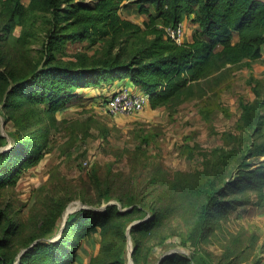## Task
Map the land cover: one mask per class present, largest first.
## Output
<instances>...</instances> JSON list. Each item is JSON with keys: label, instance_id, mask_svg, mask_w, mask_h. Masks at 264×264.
<instances>
[{"label": "rangeland", "instance_id": "374dc122", "mask_svg": "<svg viewBox=\"0 0 264 264\" xmlns=\"http://www.w3.org/2000/svg\"><path fill=\"white\" fill-rule=\"evenodd\" d=\"M3 6L0 0V150L10 148L17 133L39 135L45 143L40 163L0 187V236L11 224L10 251L22 249L32 235L59 238L70 206L104 211L115 203L119 211L138 208L114 215L105 230L80 240L73 264L107 263L122 256V250L125 264H135L130 255L135 235L141 264H160L182 251L191 260L178 264H264V185L230 191L222 199L239 197L247 203L222 207L204 235L190 238L206 198L200 191L205 183L211 179L222 187L246 168L243 162L258 159L248 153L252 128L242 117V103L264 99V51L250 65L220 62L179 98L157 108L147 105L137 114L107 113L112 96L100 88L85 90L57 113L38 104L5 108L6 89L13 82L8 73L22 78L49 55L51 15L40 13L26 28L17 24L8 34L9 15ZM121 15L145 29L147 15L136 9H124ZM184 23L187 41L196 24L190 19ZM150 39L152 35L142 32L94 44L67 41L53 54L60 63L94 65L119 52L128 60ZM157 215L152 232L131 231ZM140 219L145 220L130 227ZM183 236L188 238L185 247Z\"/></svg>", "mask_w": 264, "mask_h": 264}, {"label": "trees", "instance_id": "16d2710c", "mask_svg": "<svg viewBox=\"0 0 264 264\" xmlns=\"http://www.w3.org/2000/svg\"><path fill=\"white\" fill-rule=\"evenodd\" d=\"M2 4L9 15L5 25L8 34L17 24L26 28V24L34 22L40 13L51 15L46 33L49 55L41 67H35L22 78H14L8 73L13 82L6 89L5 108L38 104L57 113L81 98L85 90L100 88L113 96L126 82L147 93L148 105L157 108L179 98L192 82L220 67V62L250 65L263 56L264 0H93V3L86 0H28L27 3L25 0H2ZM124 9H136L147 15L145 29L122 17ZM28 17L30 21L26 22ZM185 18L194 22L196 29L190 41L178 43L166 35L164 27L176 25ZM142 32L152 35V39L128 60L119 52L94 65L84 61L81 64L60 63L53 54L55 48L67 41L89 40L94 44L109 37L115 41L120 35ZM255 92L260 98V91L256 88ZM242 108V117L252 128L248 153L258 159L253 163L243 162L246 168L222 187H216L211 179L205 183L200 191L206 198L197 213L191 239L206 233L222 207L234 208L237 204L247 203L239 197L222 199L230 191L264 185V99L258 100L257 104L243 102ZM44 147L41 136L17 133L15 143L0 150V187L17 179L26 167L40 163ZM250 166L255 167L250 169ZM137 208L119 211L115 203L107 204L104 211L79 208L69 214L59 238L32 235L23 247L26 251L19 258L23 248L10 251L14 228L8 224L0 236V264H73L80 240L100 229L105 230L114 215H127ZM1 218H4L3 211L0 212V226ZM158 223L157 215L131 231L152 232ZM134 238L136 246L131 255L135 264H141L138 257L140 240L136 235ZM180 242L185 247L188 238L183 236ZM166 243L164 240L161 244ZM173 254L160 264H168L171 259V264L191 260L183 251ZM103 264H125L124 251L122 256Z\"/></svg>", "mask_w": 264, "mask_h": 264}, {"label": "built area", "instance_id": "2783aa9c", "mask_svg": "<svg viewBox=\"0 0 264 264\" xmlns=\"http://www.w3.org/2000/svg\"><path fill=\"white\" fill-rule=\"evenodd\" d=\"M184 21L176 25L165 26L164 30L168 37L178 43L184 42ZM149 95L144 91H133L129 86H123L115 93L107 103L106 111L111 115L137 114L142 112L148 105Z\"/></svg>", "mask_w": 264, "mask_h": 264}, {"label": "water", "instance_id": "95a60500", "mask_svg": "<svg viewBox=\"0 0 264 264\" xmlns=\"http://www.w3.org/2000/svg\"><path fill=\"white\" fill-rule=\"evenodd\" d=\"M2 150H3V149H2ZM82 207H85V206H84V205L77 206V207L73 208L72 210H69V212H67V213L65 214V216H64V220H63V226H62L61 230L64 228V226H65V224H66V221H67V219H68L69 213H71V212H73V211H75V210H77V209H79V208H82ZM144 220H145V219H140V220L134 221V222L130 225V227H131L132 225H134V224H137V223L143 222ZM26 249H27V248H23V249L20 251V253H19V255H18V258H19V256H20L23 252L26 251ZM131 252H132V249H131V251H130V255H131ZM131 264H133V262H131Z\"/></svg>", "mask_w": 264, "mask_h": 264}, {"label": "crops", "instance_id": "0c3cea01", "mask_svg": "<svg viewBox=\"0 0 264 264\" xmlns=\"http://www.w3.org/2000/svg\"><path fill=\"white\" fill-rule=\"evenodd\" d=\"M185 19H188V18H185ZM192 35H193V33H192ZM191 38H192V36H191ZM191 38H189L187 41H190ZM263 51H264V49H263ZM121 86H129L132 90L137 91V92L143 91V90H141L139 87H136V86H135L133 83H131V82H126V83H124V84L121 85Z\"/></svg>", "mask_w": 264, "mask_h": 264}, {"label": "bare ground", "instance_id": "6f19581e", "mask_svg": "<svg viewBox=\"0 0 264 264\" xmlns=\"http://www.w3.org/2000/svg\"><path fill=\"white\" fill-rule=\"evenodd\" d=\"M73 208H75V207L70 206V207L67 209L66 213L69 212V210H72Z\"/></svg>", "mask_w": 264, "mask_h": 264}]
</instances>
